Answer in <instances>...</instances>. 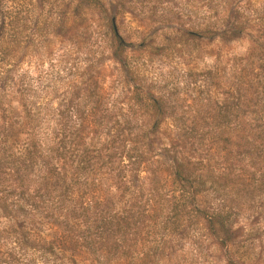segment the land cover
<instances>
[{
  "label": "trees",
  "instance_id": "1",
  "mask_svg": "<svg viewBox=\"0 0 264 264\" xmlns=\"http://www.w3.org/2000/svg\"><path fill=\"white\" fill-rule=\"evenodd\" d=\"M17 11H0V211L18 242L46 264H171L193 222L219 244L238 236L230 218L238 192L264 189V48L227 66L209 129L171 130L163 151L173 186L161 190L148 159L153 129L130 127L131 113L115 112L98 137L90 109L81 129L22 98L13 69L26 22ZM241 173L252 179L243 184Z\"/></svg>",
  "mask_w": 264,
  "mask_h": 264
},
{
  "label": "rangeland",
  "instance_id": "2",
  "mask_svg": "<svg viewBox=\"0 0 264 264\" xmlns=\"http://www.w3.org/2000/svg\"><path fill=\"white\" fill-rule=\"evenodd\" d=\"M12 6L26 22L18 27L13 69L22 98L40 113L58 108L67 125L81 129L90 109L98 137L115 112L131 113L130 127L153 129L148 159L161 190L173 186L163 151L171 130L209 129L226 97L227 66L264 48V0H0V11ZM235 203L230 218L238 236L219 244L193 222L168 262L264 264V189L243 188ZM0 264H46L18 242L17 227L1 211Z\"/></svg>",
  "mask_w": 264,
  "mask_h": 264
}]
</instances>
